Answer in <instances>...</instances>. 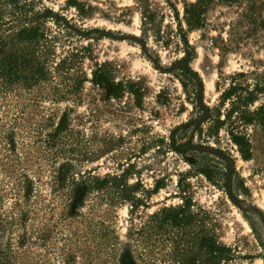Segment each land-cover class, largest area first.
<instances>
[{
  "label": "rangeland",
  "instance_id": "1",
  "mask_svg": "<svg viewBox=\"0 0 264 264\" xmlns=\"http://www.w3.org/2000/svg\"><path fill=\"white\" fill-rule=\"evenodd\" d=\"M9 1L0 0V35L6 44L0 57L31 50L16 34L23 25H38L41 35L32 53L46 74L32 86L0 74V252L8 260L0 264H122L129 230L141 228L165 206L181 203L183 178L210 236L231 249L225 264H264V136L255 138L249 159L229 143L224 129L204 139L213 149L196 145L185 154L177 145L188 137L172 142V131L190 121L195 110L193 95L170 69L184 57L171 4L182 14L183 2L195 0H19L15 6ZM144 11L155 19L147 34ZM206 18V25L188 36L195 50L191 67L199 74L205 104L213 107L236 74L264 75L259 24L264 0L221 2ZM83 29H100L103 35L84 37ZM102 65L115 82H135L140 99L130 93L113 97L106 86L94 84L93 72ZM65 115L66 144L52 160L56 148L50 150L48 134ZM208 128L206 123L194 142L207 138ZM54 162L70 163V174L85 176L88 184L134 166L126 184H139L134 195L142 202L135 208L132 201L111 203L105 189H88L83 204L60 218L64 201L54 198L70 187L55 184ZM190 162H210L217 170L226 162L234 173L226 184L212 183ZM28 179L34 191L27 199ZM109 231L116 237L110 242ZM138 243L143 264L142 257L161 262L172 248L167 243L156 254ZM193 259L189 254L183 264Z\"/></svg>",
  "mask_w": 264,
  "mask_h": 264
},
{
  "label": "trees",
  "instance_id": "2",
  "mask_svg": "<svg viewBox=\"0 0 264 264\" xmlns=\"http://www.w3.org/2000/svg\"><path fill=\"white\" fill-rule=\"evenodd\" d=\"M240 0H195L184 1L183 12L178 10L174 4L172 9L176 20V35L179 38V43L183 46L184 57L177 60L170 67L171 72L180 78L184 88L193 95V108L195 110L194 117L176 127L172 131V142L177 144L183 137H188L189 140L184 144L180 143L178 149L180 152H185L195 148L196 145L204 147L207 146L205 140L208 141L210 136L215 137L219 135L222 129L226 130L229 143L239 151L244 159H249L252 156L253 142L256 137L264 136V75L251 73H238L232 77L230 86L222 92L220 102L211 107L204 102L203 86L199 78V74L191 67V60L194 57L195 50L189 40V31L203 28L207 23V14L209 10L218 3L239 2ZM19 0H11L13 6L17 5ZM248 18L253 24L258 22L253 14H249ZM30 21V20H29ZM154 15L143 12V23L146 28L144 33H148L147 25L153 26ZM28 22V21H27ZM1 23V16H0ZM260 27L264 28V19L260 20ZM186 26V27H185ZM40 27L38 25H23L17 32L19 42H25L29 45L31 50H22L21 52L10 51L0 57V74L8 81L20 79L24 84L32 86L38 82L46 73L44 65H42L36 56L32 53L40 39ZM81 36L87 37L88 34H99L102 32L100 29L81 30ZM160 31H158L159 34ZM103 35V34H102ZM142 45L145 42L142 40ZM3 36L0 35V48H4ZM27 49H29L27 47ZM158 59V58H157ZM169 69V68H168ZM81 82V81H80ZM80 82L76 83L77 89L80 88ZM92 82L97 86H106V92L113 97H121L125 93H130L135 99H140V89L135 82H115L112 80L110 71L103 65L99 66L93 72ZM258 105L256 106V104ZM228 105V106H227ZM65 115L57 126L48 134L46 142L50 150L56 148V151L51 154V159L56 160L59 153L58 147L61 144H66L65 139L67 134H63L66 129ZM209 123L208 137L201 138V143L194 142V137L198 134H203L204 126ZM253 130V132H250ZM205 139V140H204ZM47 143V144H48ZM213 149V148H212ZM222 152V150H221ZM219 152V153H221ZM183 154V155H185ZM54 162V182L61 188L70 187V190L55 196L63 198L64 210L60 212V218L70 217L84 202L85 194L88 189L90 190H106V196L111 197V203L132 201V207L139 206L142 200L137 199L134 195L135 191L139 188V184H126L128 175L134 166H130L124 170L121 175H106L100 179L93 177V183L88 184L85 176L76 175L71 173L70 163ZM195 171L204 175L210 182L219 183L224 181L225 184L232 179L234 168L225 162L224 170L210 164V162L198 163L193 165ZM122 176V177H120ZM27 179V178H26ZM186 179L179 180L178 187L180 188V195L182 202L176 205L165 206L159 211L154 212L149 216L146 223L141 228H132L129 230V242L126 245L123 257L121 258L122 264H143L138 259L139 240L144 242V245H149V240L153 241L149 246L153 251L158 254L162 251L167 243L172 246L170 252L162 254L160 257L161 262L154 259L147 260L146 264H183L189 254L194 255L195 262L193 264H225L229 259L231 249L224 246L210 236L206 228L203 218L199 212L194 211V203L189 194L188 186L185 185ZM26 184L24 190L25 198H30L31 193L34 191L33 180H25ZM29 183V184H27ZM158 185L156 189L160 188ZM56 191L59 189H55ZM110 231L105 233L108 241H112ZM46 238V237H45ZM113 240V241H114ZM3 261H8L3 252H0ZM264 259V255L262 256ZM175 262V263H174Z\"/></svg>",
  "mask_w": 264,
  "mask_h": 264
}]
</instances>
